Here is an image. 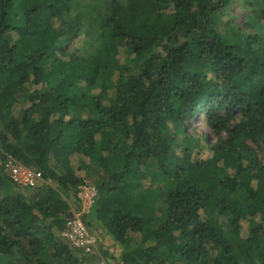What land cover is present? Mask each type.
I'll return each instance as SVG.
<instances>
[{"label":"trees","instance_id":"trees-1","mask_svg":"<svg viewBox=\"0 0 264 264\" xmlns=\"http://www.w3.org/2000/svg\"><path fill=\"white\" fill-rule=\"evenodd\" d=\"M231 1L108 0L81 45L75 0H0V264H94L60 235L95 170L120 264H264V0L262 35Z\"/></svg>","mask_w":264,"mask_h":264},{"label":"rangeland","instance_id":"rangeland-1","mask_svg":"<svg viewBox=\"0 0 264 264\" xmlns=\"http://www.w3.org/2000/svg\"><path fill=\"white\" fill-rule=\"evenodd\" d=\"M254 3V1L252 0ZM108 5V0H75V13H77L80 22L82 23L83 30L81 31L80 44L89 45L92 42V38L95 35V30H91L90 27H87L88 24L93 23L99 16V14H104V7ZM252 7L246 0H232L228 10L223 13V15L219 18V28L223 32L229 31L230 26L236 25L239 27V30L245 32L248 35L261 34V25L258 23L256 16H250L252 14ZM197 128L200 131L208 132V127L203 123V120L197 125ZM249 143L259 152L260 156L264 158V148L262 146H258L257 143L249 141ZM4 171L7 176H9V172L6 166V162H4ZM100 173L98 171H94L92 176L88 179L87 182L93 183L96 185L97 180L100 177ZM48 185V184H47ZM42 184L37 189H32V191L39 192L41 188L47 186ZM75 196L72 195L71 203L74 207L76 204ZM91 221V229L92 233L97 234L100 237V246L102 250L108 249L109 257H105L107 260H111L116 264H120V247L113 242L111 237L105 235L102 228H100L95 221L92 219ZM60 238L65 241V237L60 235ZM103 247V248H102ZM119 260V261H118Z\"/></svg>","mask_w":264,"mask_h":264},{"label":"built area","instance_id":"built-area-1","mask_svg":"<svg viewBox=\"0 0 264 264\" xmlns=\"http://www.w3.org/2000/svg\"><path fill=\"white\" fill-rule=\"evenodd\" d=\"M6 166L9 177L20 187L37 189L42 184L51 183L50 180L43 179L33 167L12 158L7 160ZM97 195L98 190L95 184L86 182L79 186L75 197L76 204L72 208L71 217L66 223L63 235L74 248L80 249L90 256H96L94 264H111L101 254L100 237L89 230L84 220L85 214L94 207Z\"/></svg>","mask_w":264,"mask_h":264}]
</instances>
